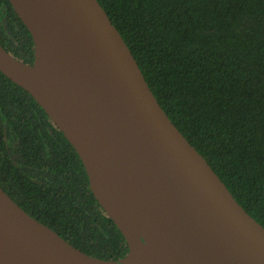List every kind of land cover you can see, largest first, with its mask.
<instances>
[{"label": "water", "instance_id": "1", "mask_svg": "<svg viewBox=\"0 0 264 264\" xmlns=\"http://www.w3.org/2000/svg\"><path fill=\"white\" fill-rule=\"evenodd\" d=\"M9 2L34 62L0 44V72L75 149L129 251L89 256L0 187V264H264V227L171 121L99 1Z\"/></svg>", "mask_w": 264, "mask_h": 264}, {"label": "trees", "instance_id": "2", "mask_svg": "<svg viewBox=\"0 0 264 264\" xmlns=\"http://www.w3.org/2000/svg\"><path fill=\"white\" fill-rule=\"evenodd\" d=\"M98 1L171 121L264 227V0ZM0 44L33 64V38L9 0ZM0 187L83 253L128 254L75 149L1 72Z\"/></svg>", "mask_w": 264, "mask_h": 264}]
</instances>
